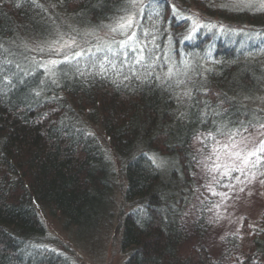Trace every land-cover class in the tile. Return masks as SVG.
<instances>
[{
	"label": "rangeland",
	"instance_id": "374dc122",
	"mask_svg": "<svg viewBox=\"0 0 264 264\" xmlns=\"http://www.w3.org/2000/svg\"><path fill=\"white\" fill-rule=\"evenodd\" d=\"M34 1L0 0V101L12 106L6 95L27 90L24 103L46 108L61 141L76 137L87 143L92 164L102 172L93 187L100 202L91 203V217L78 216L60 195L29 191L36 221L16 240L11 260L156 264L124 246L123 230L130 218L142 223L157 214L180 229L174 253L184 259L198 239L218 257L229 246L235 250L233 238L246 239L245 226L263 228L264 185L238 183L239 173L222 175L225 169L217 171L215 164L232 167L222 145L231 143L228 136L240 122L264 123V0ZM133 13L126 33L136 36L130 47L145 49L140 64L120 47L127 35L112 31ZM77 52L83 55L74 57ZM65 56L69 62L60 63ZM98 87L105 90L89 95ZM110 91L140 96L141 102L119 112L102 95ZM179 131L193 138L184 160L174 143L168 149L156 143L163 133ZM249 133L253 128L244 135ZM234 139L239 143L242 136ZM139 164L148 169L160 199L152 211L142 201L143 190L131 184ZM0 174L13 186L23 182L22 171L9 165L0 164ZM200 212L209 223L205 236L193 226L191 237L182 236L179 222L184 218L189 226Z\"/></svg>",
	"mask_w": 264,
	"mask_h": 264
},
{
	"label": "trees",
	"instance_id": "16d2710c",
	"mask_svg": "<svg viewBox=\"0 0 264 264\" xmlns=\"http://www.w3.org/2000/svg\"><path fill=\"white\" fill-rule=\"evenodd\" d=\"M41 1L48 2H34L41 4ZM99 90L104 91L105 88L92 89L89 95L94 96ZM104 93L102 95L105 100L118 108L119 112L123 107H132L131 103H137L138 100L141 102L140 96H137V99L135 96L114 91ZM205 93L211 94L213 90L208 89ZM28 96L27 90L6 95L12 106L0 101V164L11 166L15 172L22 171L24 177L23 182L13 186L10 180L5 178L6 175L0 174V264L23 263L22 260L13 261L11 258L14 255L16 240L36 221L32 207L27 204L29 191H38L47 198L52 194L60 195L67 208L78 213V216L86 214L91 217V203L100 202L96 199L98 194L93 187L97 185V178H100L102 172L92 164L87 153V143L80 142L83 139L76 137L61 141L51 128L53 123L46 119L43 111L46 108L35 109L26 106L30 103H24ZM211 97L218 99L215 94ZM15 104L22 106L15 107ZM192 140L185 131L175 134L166 132L156 139V143L166 149L174 143L173 149L184 160ZM147 170L139 164L131 184L137 187L138 191L143 190L142 201L152 211V208L158 206L160 199L158 193L152 189L154 179L150 178L151 174ZM198 216L193 217L189 226L184 218L179 222L182 236L191 237L192 226L200 237L205 236L209 223L203 212ZM134 220L131 221L130 218L124 224L123 244L131 248L134 255H142L138 257L141 261H153L156 264H257L260 258H264V215L261 222L263 228L256 230L245 226L243 235L246 239L242 241L237 237L233 238L235 250L229 246L217 257L203 244L204 241L195 237L198 241L185 259L174 253L180 229L177 230L175 223L169 221L166 215L163 217L157 214V217L151 220L145 218L143 224L142 220ZM33 264L61 263L44 259Z\"/></svg>",
	"mask_w": 264,
	"mask_h": 264
},
{
	"label": "snow or ice",
	"instance_id": "6c2138e0",
	"mask_svg": "<svg viewBox=\"0 0 264 264\" xmlns=\"http://www.w3.org/2000/svg\"><path fill=\"white\" fill-rule=\"evenodd\" d=\"M132 6L134 7L135 4H133ZM135 15H136L135 13L129 15L126 19H124L122 23L118 25V28H114L112 29V31H120L121 35H127V40L119 42L120 47L129 48V50L132 53H134V56L138 57V58H134L133 63L140 64L145 58L144 57L145 49L143 46H140L138 48L130 47L128 41L136 42V36L134 32H132L130 35L126 33L127 29H131L133 27ZM190 38L191 37H189V39ZM41 51L44 50L41 49ZM109 51H111V49H109ZM49 52L54 53L56 55H60L62 49L50 48ZM81 55H83L82 52H77L74 54V57H79ZM113 55H115V53H113ZM105 59H107V57H105ZM127 60H128V56L125 53L124 61ZM67 62H69V58L67 56H65V59L63 61H60V63H67ZM49 63L52 64L53 66H56L58 62L56 60H50ZM109 63H111V61H109ZM17 67L19 66L17 65ZM101 69L102 71L101 73H99V75L104 76L105 70L103 69V65H101ZM133 75H135V72H133ZM124 79H128V77L125 76ZM52 83L55 84V81L53 80ZM36 95H39V93H36ZM184 95L190 97L191 93L186 92ZM249 127L253 128L254 134L249 133L248 135H244L245 133H248ZM237 135L242 136V139L239 143H237L234 139V137H236ZM259 137H264V123H259V126L256 127V125H253L251 121H249L248 126L245 127L243 122H240V127L237 128L236 131L232 132L228 136V139L229 141H231V143L222 145L226 157L231 161L232 167L229 168L227 165L215 164V169L219 171L221 168H224L225 170L223 173H221L222 175L230 176L232 172L239 173V175L235 177V180L238 183L252 184L258 180L261 185H264V139H260ZM240 144H243V147H240ZM250 144L253 145L251 148H249ZM241 176L244 177L243 181L241 180ZM213 180H215L216 183H219V180H216L215 177H213ZM227 187L234 188L235 185L230 184L227 185ZM209 188L211 189V185H209ZM239 191L244 192L245 188L241 187ZM213 195H221V194L213 191ZM222 195L225 198H230L228 197L227 193H224ZM248 195H252V192L249 191Z\"/></svg>",
	"mask_w": 264,
	"mask_h": 264
},
{
	"label": "bare ground",
	"instance_id": "6f19581e",
	"mask_svg": "<svg viewBox=\"0 0 264 264\" xmlns=\"http://www.w3.org/2000/svg\"><path fill=\"white\" fill-rule=\"evenodd\" d=\"M195 122H197V121H195Z\"/></svg>",
	"mask_w": 264,
	"mask_h": 264
}]
</instances>
